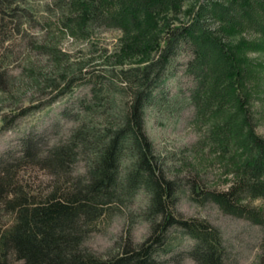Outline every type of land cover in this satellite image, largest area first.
Instances as JSON below:
<instances>
[{
  "label": "trees",
  "instance_id": "obj_1",
  "mask_svg": "<svg viewBox=\"0 0 264 264\" xmlns=\"http://www.w3.org/2000/svg\"><path fill=\"white\" fill-rule=\"evenodd\" d=\"M26 2L30 0H0V25L17 13L27 17L40 11V5ZM53 5L62 27L77 36H90L95 27L118 29L119 39L109 53L117 68L87 74L79 66L66 72L69 83L87 78L95 101L102 104L84 106L93 126L84 129L82 124L50 155L63 166L72 158V144L82 145L93 153L87 178L36 195L0 172V209L11 213L9 222L0 221V264L10 257L22 264H167L160 257L172 250L171 229L193 240L185 252L193 264H223L221 232L206 220L176 213L179 183L162 169L145 132L144 110L172 58L188 48L185 72L194 82L189 102L198 116L219 117L210 132L218 144L238 143L243 151L237 181L224 190L204 189L192 181V199L213 201L225 211L264 224V207L241 203L246 197L264 201V138L251 124L248 86L256 70L264 67V62L248 58V52L264 50V0H52ZM246 30L256 38L235 40ZM122 96L123 105L117 100ZM106 99L108 104L103 103ZM25 155L32 153L27 149ZM140 192L147 196L141 217L150 223L148 237L106 259L83 249L86 234Z\"/></svg>",
  "mask_w": 264,
  "mask_h": 264
},
{
  "label": "rangeland",
  "instance_id": "obj_2",
  "mask_svg": "<svg viewBox=\"0 0 264 264\" xmlns=\"http://www.w3.org/2000/svg\"><path fill=\"white\" fill-rule=\"evenodd\" d=\"M51 1L30 0L25 5H40L38 14L23 17L17 13L0 25V172L36 195L88 177L93 153L84 151L77 142L72 144V158L63 166H57L50 155L53 147L67 144L82 124L84 129L93 126L84 106L96 108V103L102 104L95 101L87 78L69 83L66 72L79 66L87 74L117 68L109 53L120 35L118 29L107 27H95L87 37L72 34L58 21L59 11L50 6ZM241 38L253 40L256 36L246 30L236 34L235 40ZM190 57L189 49L182 47L172 58L164 81L144 110L145 132L165 174L179 183L176 213L206 220L221 232L223 264H264V224L225 211L213 201L192 199V181L209 190H224L237 181L243 151L238 143L218 144L210 132L219 117L207 113L198 116L189 102L194 82L185 67ZM248 58L264 62V50H252ZM79 75L76 70L74 76ZM248 86L251 124L256 135L264 138V67L256 70ZM123 99L118 98V103L123 105ZM103 103L108 104L109 99ZM99 111L96 109L93 117L97 124ZM27 149L32 155H25ZM124 168L121 166V171ZM146 202V194L140 192L113 208L86 234L83 249L106 259L119 254L126 245L140 244L151 229L141 217ZM241 203L255 209L264 207L262 198L246 197ZM10 219L11 213L1 208L0 221L7 223ZM170 233L172 250L160 258L167 264H193L185 253L193 240L179 230L171 229ZM7 264L22 261L10 257Z\"/></svg>",
  "mask_w": 264,
  "mask_h": 264
}]
</instances>
